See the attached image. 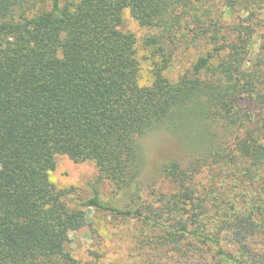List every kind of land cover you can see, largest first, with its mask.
I'll return each mask as SVG.
<instances>
[{
  "label": "trees",
  "instance_id": "16d2710c",
  "mask_svg": "<svg viewBox=\"0 0 264 264\" xmlns=\"http://www.w3.org/2000/svg\"><path fill=\"white\" fill-rule=\"evenodd\" d=\"M125 13L150 32L149 84ZM163 129L189 153L149 193L139 139ZM56 156L117 199L56 188ZM83 208L140 222L161 253L264 264V0H0V264H80Z\"/></svg>",
  "mask_w": 264,
  "mask_h": 264
},
{
  "label": "rangeland",
  "instance_id": "374dc122",
  "mask_svg": "<svg viewBox=\"0 0 264 264\" xmlns=\"http://www.w3.org/2000/svg\"><path fill=\"white\" fill-rule=\"evenodd\" d=\"M123 29L135 35L140 83L149 84L152 80L153 56L142 41L150 32L139 27L126 13ZM258 41V37L252 41V54L257 50ZM189 55L184 50L179 51L175 64L167 72L168 77L175 79L188 66L192 60V55ZM139 144L144 161L139 178L143 189L149 193L162 187L166 189L167 184L159 173V167L173 159L186 161L188 149L168 129L145 134L140 137ZM97 176L98 172L91 162L73 163L65 156H56L55 169L49 178L58 189L73 188L70 196L75 200L89 198L93 187L98 189L102 200L117 199L112 196L106 183L97 180ZM114 204L121 208L120 201ZM81 213L85 225L70 233L67 246L80 264H199L195 263L194 258L187 260L182 252L171 256L170 253L151 249L147 243L151 231L136 220L95 209L83 208Z\"/></svg>",
  "mask_w": 264,
  "mask_h": 264
}]
</instances>
